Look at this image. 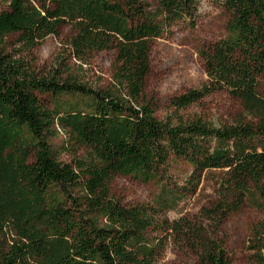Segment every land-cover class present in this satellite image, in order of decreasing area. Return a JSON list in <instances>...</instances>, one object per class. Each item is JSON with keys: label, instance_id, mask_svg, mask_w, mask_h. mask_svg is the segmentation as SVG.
Here are the masks:
<instances>
[{"label": "trees", "instance_id": "16d2710c", "mask_svg": "<svg viewBox=\"0 0 264 264\" xmlns=\"http://www.w3.org/2000/svg\"><path fill=\"white\" fill-rule=\"evenodd\" d=\"M147 1L7 0L0 10V264H156L169 244L191 264H231L218 236L225 219L243 205L264 214V0H222L224 35L197 49L205 79L171 96L165 119L144 92L150 44L174 24L193 26L199 0ZM65 26L63 54L80 64L115 51L108 86L63 77L62 55L47 76L25 59ZM216 91L239 99L242 116L178 113ZM59 131L66 140L54 148ZM70 148L72 161L61 160ZM180 163L190 172L172 184ZM209 170L222 174L214 199L192 218H168ZM115 175L159 189L122 204ZM247 242V264H264V218Z\"/></svg>", "mask_w": 264, "mask_h": 264}, {"label": "rangeland", "instance_id": "374dc122", "mask_svg": "<svg viewBox=\"0 0 264 264\" xmlns=\"http://www.w3.org/2000/svg\"><path fill=\"white\" fill-rule=\"evenodd\" d=\"M153 4L152 0H148ZM7 7V0H0V10ZM227 12L222 6V0H199L198 17L193 26L180 22L174 24L161 37L151 41L149 48V72L145 79L144 92L147 98L153 100L154 115L165 119L173 113L169 106L171 96L189 88L198 87L205 79L202 62L197 49L213 42L224 35V24ZM70 34L68 26L60 30L58 36L48 35L38 44L25 59L31 61V67L39 75H49L57 67V58L62 55L63 72L75 75L80 81L92 87H106L110 84L112 63L115 58L113 49L94 52L84 63H79L73 57L63 54V46ZM9 48H15L16 36L8 40ZM64 69V70H63ZM184 118L193 114L212 120L213 122H230L243 114L240 100L225 91H216L203 96L191 106L178 112ZM66 135L59 131L50 138L54 148L65 143ZM82 152L79 150L77 155ZM73 150L60 153V159L71 162ZM190 168L186 164L174 166L170 171L171 183L181 185ZM221 171L209 170L202 174L200 183L192 193H186L175 209L165 212L172 219L180 215L194 217L200 208L214 199L217 182ZM159 189L156 182L142 183L130 176L115 175L110 181L111 194L122 204L147 203ZM264 218L262 211L249 205H243L225 219L219 231V238L231 259V264H247L249 251L247 241L251 228ZM194 257L184 250L169 244L156 264H191Z\"/></svg>", "mask_w": 264, "mask_h": 264}]
</instances>
